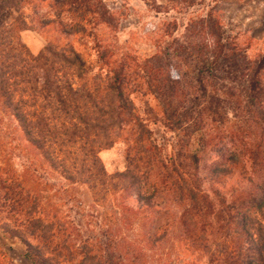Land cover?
<instances>
[{
  "label": "trees",
  "instance_id": "trees-1",
  "mask_svg": "<svg viewBox=\"0 0 264 264\" xmlns=\"http://www.w3.org/2000/svg\"><path fill=\"white\" fill-rule=\"evenodd\" d=\"M30 3L42 25L55 22L67 39L91 41L94 58L69 40L49 41L34 54L21 39L30 26ZM194 4L202 11L187 24L165 21L156 52L131 61L114 53L109 33L118 20L104 0H0V112L16 121L42 160L38 174L51 189L63 195L67 184H82L93 201L85 209L90 218H77L70 204L67 218L74 219L62 220L17 170L0 164V229L24 244L33 264H147L145 249L89 208L115 198L121 200L113 204L114 218L130 223L128 213L150 216L148 245L169 232L156 211L166 200L181 207L177 228L197 256L191 264H264V53L252 57L237 38L227 39L206 0H168L166 9L181 12ZM45 5L51 15L43 18ZM10 9L17 15L5 23L2 14ZM137 93L157 100L155 120L177 136L172 152L155 143L150 122L136 110ZM226 102L238 116L235 130L227 127L232 134L219 133L214 143L208 119ZM127 129L126 168L108 173L99 152ZM235 175L239 184L225 189ZM133 198L135 206L128 203ZM215 233L221 241L209 240Z\"/></svg>",
  "mask_w": 264,
  "mask_h": 264
},
{
  "label": "rangeland",
  "instance_id": "rangeland-1",
  "mask_svg": "<svg viewBox=\"0 0 264 264\" xmlns=\"http://www.w3.org/2000/svg\"><path fill=\"white\" fill-rule=\"evenodd\" d=\"M104 2L115 13L118 20V26L109 33L113 40L114 53L118 55V58L121 55H125L131 61L134 59L140 61L156 52L160 41L165 38L163 35V24L165 21L176 17L187 24L195 14H198L203 9L202 5L194 4L188 7L186 11L169 10L166 9L168 0H104ZM156 2L163 7L156 6ZM207 4H211L216 9L217 15L222 20L223 32L227 39L237 38L240 46L247 50L252 57L260 52L264 53V0H206ZM36 10L37 8H34L32 3L28 6L25 5V16L30 26L21 32L22 41L34 54H37L49 41L57 43H64L67 40L73 41V36L67 39L55 22H51L49 25H42L43 19L34 17V13H38ZM46 10H48V7L45 5L42 10H39V15L41 17L45 14L51 15ZM16 15L17 12L10 9L2 14V19L5 23H12ZM185 26L182 29L184 32L186 31ZM99 30L101 29L97 28V32ZM84 41L83 39H76L73 43L78 50L87 54L88 59L91 60V58H94L90 49L92 42L85 41L88 44V47L85 48ZM133 100L138 114L150 122L149 125L153 131L155 143L159 144L158 146L163 151L172 152L173 148L176 147L177 136L175 132L167 130L160 120H155V118H159L158 116L161 113L154 95L137 93L133 95ZM224 106L220 115H210L208 119L209 124L207 126L212 128L208 136L213 138L214 143L220 142L222 135L219 133L232 134L227 131V127H230L229 130H235L236 125L234 123L238 116L233 113V107L229 103L226 102ZM222 117L223 120L221 121ZM217 128L222 131L218 132ZM242 130L245 134H248L250 128L244 124ZM232 136H234L233 139H238V136ZM130 138L129 130L127 129L118 142L99 152V156L108 173H115L126 168V152L130 144ZM224 138L226 141L229 139L227 137ZM210 155L214 156L213 154ZM39 163L45 166L36 151L24 139L16 121L7 112H0V164L12 166V168L17 170L22 176L25 185L34 194L41 196V202L49 205L47 209H50L52 213H56L62 220L74 219V217L67 218V216L73 214L67 212L70 204H73L74 213L76 211L80 212L78 215L76 214L77 218L83 214L90 218L92 212L91 215H87L85 209L86 205L92 204L93 201L87 187L82 184H67L68 193L62 195V192L51 189L50 185L38 174ZM53 175L60 180L57 173L54 172ZM238 178L235 175L226 180L225 189L239 184ZM68 194L69 196H67ZM64 197L73 198L70 203L59 201V198L64 199ZM120 200V198H115L116 203ZM115 202L110 200L106 205L89 208L95 212L93 215L100 214L98 215L99 217L107 218L111 221L110 224H113L116 228L121 226L122 232L129 239L145 249L147 264H191L192 260L197 257L185 248L179 238L177 220L181 207L176 202L165 200L161 205V210H156L160 212L157 218L160 224L164 223L165 225L168 223L169 228L167 236L156 245L154 243L153 245H148L144 239L145 228L150 227L151 224L149 221L150 216L145 217L144 212L136 215L128 213L127 215L132 221L126 223L123 220L114 218L113 215L116 214L115 211L117 210L116 206H113ZM128 203L134 204V206L137 205L134 198ZM63 204L66 205L64 206ZM110 216L113 218H110ZM152 228H154V225H152ZM209 240L221 241L216 233L212 234ZM25 252L26 248L19 239L6 236L0 229V264H33L25 256Z\"/></svg>",
  "mask_w": 264,
  "mask_h": 264
}]
</instances>
